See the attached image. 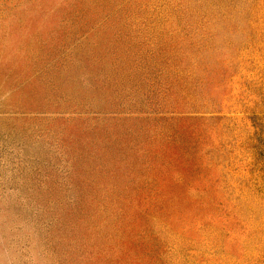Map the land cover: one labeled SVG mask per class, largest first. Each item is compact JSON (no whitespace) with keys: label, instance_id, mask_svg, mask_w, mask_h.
<instances>
[{"label":"rangeland","instance_id":"374dc122","mask_svg":"<svg viewBox=\"0 0 264 264\" xmlns=\"http://www.w3.org/2000/svg\"><path fill=\"white\" fill-rule=\"evenodd\" d=\"M0 264H264V0H0Z\"/></svg>","mask_w":264,"mask_h":264}]
</instances>
